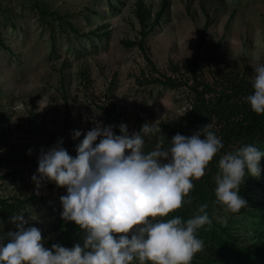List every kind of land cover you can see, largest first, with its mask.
<instances>
[{"label":"rangeland","instance_id":"374dc122","mask_svg":"<svg viewBox=\"0 0 264 264\" xmlns=\"http://www.w3.org/2000/svg\"><path fill=\"white\" fill-rule=\"evenodd\" d=\"M196 52L200 76L214 87V79L255 75L264 64V0H0V236L16 230L13 212L40 229L46 248L82 245L83 231L62 219L66 188L32 180L41 150L62 140L75 157L98 123L114 126L115 135L121 124L131 135L145 123L158 134L197 133L191 87L149 82L187 77L181 65ZM223 144L194 181L191 205L177 212L186 220L208 205L212 225L198 230L205 250L192 264H264V158L260 176L241 186L247 208L225 213L214 194L220 155L247 144L264 151V136L250 123Z\"/></svg>","mask_w":264,"mask_h":264},{"label":"clouds","instance_id":"9594fccd","mask_svg":"<svg viewBox=\"0 0 264 264\" xmlns=\"http://www.w3.org/2000/svg\"><path fill=\"white\" fill-rule=\"evenodd\" d=\"M254 72V92L244 99L254 113L264 115V64ZM154 125L145 123L129 135L121 124L115 135L114 126L98 123L77 145L75 157L62 140L41 150L39 176L32 180L37 187L47 180L66 188L67 195L60 197L62 219L83 231V244L46 248L40 229L26 227L24 215H12L16 230L0 236V264H192L205 250L198 230L212 225L208 205L186 220L168 217L191 205L194 181L206 175L224 144L206 125L191 136L176 134L169 147L158 143L146 153L144 137L161 132ZM81 135L74 130L72 138ZM262 158L264 151L254 144L220 155L214 194L225 213L248 207L240 189L246 176H260Z\"/></svg>","mask_w":264,"mask_h":264},{"label":"trees","instance_id":"16d2710c","mask_svg":"<svg viewBox=\"0 0 264 264\" xmlns=\"http://www.w3.org/2000/svg\"><path fill=\"white\" fill-rule=\"evenodd\" d=\"M204 29H207V25ZM198 56L199 52H196L190 61L181 65L188 74L187 77L183 75L182 77L169 76L165 77L164 80L155 78L149 82H158L171 88L183 85L191 87L192 92L198 99V104L195 105V110L193 112V124L199 126L197 132L202 130L206 125L215 123V129L212 132L221 138L222 142L229 144L238 136L244 126L254 123L255 128H258L259 134L264 136V115H257L254 113L250 105L244 99L254 92L252 87L254 75L250 78H243L235 82L231 80L220 82L214 79V83H216L214 87L213 84L200 76ZM177 70L180 71L179 65H177ZM190 81L192 84H189ZM226 96L232 98V101L228 104L222 102V98ZM108 113L114 121L119 122V116L116 115L112 109L108 110ZM138 132H140V130ZM180 132H183L179 133L180 135L186 137L191 136L190 130L187 127H182ZM174 136L175 134L173 132L157 133L146 136L144 137V150L150 152L155 149L158 143H162L163 146L167 148L170 146ZM11 214L13 215V212ZM174 215L178 214H171L168 219L172 218Z\"/></svg>","mask_w":264,"mask_h":264}]
</instances>
